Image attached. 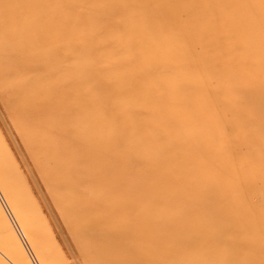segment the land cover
Returning <instances> with one entry per match:
<instances>
[{
    "label": "rangeland",
    "instance_id": "1",
    "mask_svg": "<svg viewBox=\"0 0 264 264\" xmlns=\"http://www.w3.org/2000/svg\"><path fill=\"white\" fill-rule=\"evenodd\" d=\"M130 2L26 0L4 22V31L24 41L0 39V264H119L114 257L126 253L125 239L106 237L102 222L97 240L77 217L85 206L94 208L108 181L130 198L126 218L109 228L121 233L132 215L135 229L151 217L164 225L167 242L158 257L152 242L151 263L264 264V0ZM31 20L40 33L29 29ZM30 37L35 43L26 42ZM41 38L49 43H38ZM156 41L177 50L182 73L189 65L195 73L165 84L160 61L154 63ZM24 47L28 53L21 55ZM43 47L55 58L50 64ZM77 83L85 87L81 99L67 89ZM12 86L23 90V99ZM51 89V110L60 111L54 118L43 113V103L33 109ZM65 92L71 102L77 97L71 105L88 102L101 118V125L88 127L101 132L102 166L107 153L113 161L101 185L92 172L88 185L63 179L67 162L58 160L55 146L61 140L71 145L63 138L72 127L65 121ZM155 103L165 112L152 114ZM120 116L125 127L114 124ZM135 121L144 122L145 136H125L126 127L138 128ZM155 123L176 136L151 130ZM111 199L102 214L118 205ZM184 230L196 236L186 240ZM172 254L183 255V262H170Z\"/></svg>",
    "mask_w": 264,
    "mask_h": 264
},
{
    "label": "bare ground",
    "instance_id": "2",
    "mask_svg": "<svg viewBox=\"0 0 264 264\" xmlns=\"http://www.w3.org/2000/svg\"><path fill=\"white\" fill-rule=\"evenodd\" d=\"M23 1L26 0H0V39L5 38L7 41L5 42L6 44H17V40L19 39L20 44L23 43L24 39L21 40V38L13 37L12 33L9 32L8 30L4 31L5 27V20L8 19V16H11L12 14H14L15 12L18 13V9H22V5ZM35 2H40V0H33ZM125 3L124 5L127 6H132L130 0H124ZM132 1V0H131ZM135 1V4L140 6V0H133ZM170 6V5H169ZM171 9V8H170ZM155 10V9H154ZM15 13V15H16ZM17 16V15H16ZM37 21V20H36ZM31 25L29 27V29H34L36 31V33H40L41 31V26H36V22L34 20H31ZM6 23V22H5ZM159 24H162V21L159 20L158 21ZM6 29V27H5ZM151 29V28H150ZM149 29V30H150ZM162 30V29H161ZM150 32V31H149ZM147 34V33H146ZM38 35V34H37ZM161 36V33H159L158 37ZM158 39V38H157ZM44 44H48L49 43V38H45V39H40V42H42ZM222 43H224L223 40H221ZM26 42L32 44L33 42L35 43V41H33V37H30L29 40H26ZM146 42V40H145ZM158 44V41H156ZM156 42L153 44V46H155ZM27 43V45H28ZM153 43V42H152ZM18 45V44H17ZM25 45V44H24ZM159 46H155L156 48L160 49L157 50L159 52V55H157L159 58H154V63L160 61L161 66V72H157L158 74L160 73V78L163 80V82H166L165 84H169L170 82H174L176 79L179 81H183V79L187 78L189 75L195 73V71L193 72L194 68L193 66H190L189 69V73L185 75V73H182L180 70V66L177 64L178 63V54H177V50L173 49V48H168L169 46L167 45H163L161 46L160 44H158ZM151 46V44H150ZM27 47V46H26ZM26 47H24L21 51L20 54H24L26 55L27 49ZM17 50V48H16ZM32 50V49H31ZM41 52H49V57L46 60L45 58H43L44 60H46L49 64L51 63V61L55 58L53 56H51V51L49 50V48H45L43 47V49ZM6 51V50H4ZM9 51V50H8ZM150 51V50H149ZM31 55L33 53H36L35 50L31 51ZM40 52V53H41ZM30 60L35 59L30 58V54L29 57H27ZM13 60V62L16 61H22L24 60V58H22L21 56H11V61ZM35 61H33L32 63H34ZM219 61L216 63L217 66H219ZM221 67V68H220ZM222 65L219 66V69H222ZM251 69V68H250ZM253 70V69H251ZM53 72V68H47V77L51 76V73ZM254 72V70H253ZM252 71H246V73L249 74V76L252 78L253 76H255V74L252 76L253 74ZM165 73V74H164ZM172 73V75L170 74ZM242 74L244 73V71L241 72ZM176 74V75H175ZM166 77L167 80H166ZM49 80V79H48ZM160 81V80H158ZM140 82V80L138 81V83ZM160 84H162L161 82H159ZM84 85H80V84H70L67 89H69V91H72V93H74L73 95L77 96L79 99H81L82 95H84L85 90H84ZM29 90V93L32 96H36V93H32L33 90L30 88H27ZM10 91L14 94H18V98L19 101L20 99H23L22 94H24L23 90H21L18 86H12V88L10 89ZM52 89L50 92L48 93H44L43 91V95H40V97L42 98L41 100H37V102H35L36 104H34L33 102V109H38V107H40L41 104L39 103H43V105H41L44 110L43 113H47V116L49 115H53V118L56 114H59L60 111L57 109L55 110H51L52 108H54V106H52V102H53V95H52ZM144 93V92H143ZM141 91H139V95L143 94ZM172 95H170L171 97H175L176 98V94H174V92H172ZM27 94V93H25ZM152 94V93H151ZM69 94L67 92L63 93V97L66 101L64 104V107H66L68 110V115L66 116L65 121L68 124H71L73 128L75 129H79L80 127H84L86 126L87 129L88 127L90 128L91 124H94L95 121H98L101 125V118L98 115V112H91L90 110H92L90 108V103H82L81 104H75V105H71L74 104V100L77 98L75 97V99L71 102L70 101V97L67 98ZM143 96H147V95H143ZM151 96V95H150ZM148 96L147 100H149L151 97ZM155 94H152V97H154ZM25 100V99H24ZM29 102V101H28ZM62 102V104L64 103ZM70 102V103H69ZM31 103V104H32ZM151 104V101L149 102ZM148 107V103H145ZM26 105V104H25ZM30 104H28L29 106ZM67 105V106H66ZM152 105V104H151ZM159 105H157L155 103L154 108H153V113L152 114H162L165 112V109H162L160 107H158ZM166 110H168V107H165ZM190 110V107L185 109L186 113H191L187 112ZM93 111V110H92ZM62 114V111H61ZM179 117V116H178ZM183 117V116H181ZM180 117V119H181ZM136 120V119H135ZM125 122L124 118L122 116H120L119 118H117L115 120V125L117 127L123 125ZM137 125L134 126H138V128H135V130L133 129V127L130 129L128 127H126V130L128 133H126L125 136H138V135H142L145 136L146 133L148 132L144 130V126L143 123L144 122H137L135 121ZM197 122V121H196ZM179 124H183L182 122H180ZM187 124V123H186ZM198 124V125H197ZM196 125H192V127L194 128L195 126H200L199 123H197ZM185 125V124H184ZM190 125V126H191ZM125 127V125H123ZM152 129L154 130L153 127L155 128V130L159 131L161 133L162 136H176L174 134L169 135V134H165L163 133V128L161 127L160 124L155 123V125L153 126V124L151 125ZM71 127V130L66 134V137L64 136L63 138H67L68 140H71L69 142H71L70 146H67V142L62 143L63 141L61 140V142L57 144V146H55L56 148L59 149L58 152V160L62 161V162H67V164H63L64 170H62L63 174H65L64 177H66V181L67 182H73L75 184H77L78 186L81 185H88L91 184V182L85 180L87 179L86 174H89L92 172L93 175V179L95 181V184L97 183L98 185L102 184V178L105 179V175L107 173V168L108 166L112 165V160L110 159V154L107 153V158L105 161V164L102 166V136L101 132H99V130L93 129H88V130H84L82 131H76ZM142 127V128H141ZM125 130V128H124ZM125 130V132H126ZM143 131V132H142ZM142 132V134H141ZM86 141H91L93 144H84ZM54 147V148H55ZM106 147V146H105ZM108 147V146H107ZM51 150H53L51 148ZM56 150V149H54ZM53 152V151H52ZM67 156V157H65ZM115 166V164H113ZM76 176L78 178H76ZM112 175H110L111 177ZM109 177V178H110ZM106 180V179H105ZM219 183L220 186H222L223 182L219 179L217 181ZM107 186L100 187L98 192L101 194V199L99 200L98 198L94 199V208H86V206L80 210L77 211V217L82 218L83 221V226L84 227H89L91 229H94L95 232H97V240L100 236V239H102V222L105 223L106 225H108V227H106L104 229V232L106 234V237L110 236L112 238V241H117V242H122V240L125 239V241L123 242V248H127L126 253H120L119 255H115L114 258L119 259L121 264L122 262H128L129 264H131V262L133 264H158L157 262H152L151 263V259L148 257V249L150 247V245L154 244L156 251L158 249V251L160 249H163L164 244L167 242V237L164 235L160 234V231L163 230L162 227L164 226L162 223H160L159 221L154 224V220H152V217L149 218L148 221L143 222L145 225H140L144 226L143 228H139V229H135V227L132 225L134 219L136 218L135 215H132L131 218H129L127 224L125 223L123 227L124 230L119 233L118 230H116L114 227L109 228V224L113 225L114 222H122L123 219L126 218V216L128 215V211H127V206L129 205L128 201H130V198L127 199L122 192L124 191H120V189L115 186L112 185L109 181L106 183ZM217 184V183H216ZM71 189V188H70ZM102 192L104 195H102ZM103 197V199H102ZM111 198H113L116 201V204H118L117 206H113V209L110 210L109 214H102V205H106L108 208H110V206H112V203L109 202V200H112ZM102 201H104V203H102ZM119 204L123 205V209H120ZM137 210L136 208H132V211ZM128 219V218H127ZM154 219V218H153ZM105 226V225H104ZM175 229L181 230L184 229L182 227L177 226ZM179 233V231H178ZM113 235V236H112ZM128 235V237H126ZM180 235L182 237H186L185 239H192L196 236L195 232H186L181 231ZM116 242V243H117ZM158 251H157V257H158ZM98 254L99 257H101V261H102V245L101 248L98 250ZM199 255L201 254L200 251H198ZM147 253V255H146ZM160 253V252H159ZM118 258H117V257ZM165 257V256H164ZM190 257V255L188 256ZM167 259L170 260V262L172 261H177V262H183V255L182 257H178L177 255L173 254L171 256H167ZM147 262V263H146Z\"/></svg>",
    "mask_w": 264,
    "mask_h": 264
}]
</instances>
